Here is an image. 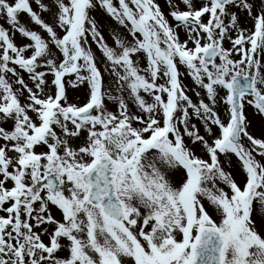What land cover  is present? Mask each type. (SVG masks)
I'll return each instance as SVG.
<instances>
[{
	"label": "snow or ice",
	"instance_id": "snow-or-ice-1",
	"mask_svg": "<svg viewBox=\"0 0 264 264\" xmlns=\"http://www.w3.org/2000/svg\"><path fill=\"white\" fill-rule=\"evenodd\" d=\"M0 264H264V0H0Z\"/></svg>",
	"mask_w": 264,
	"mask_h": 264
}]
</instances>
